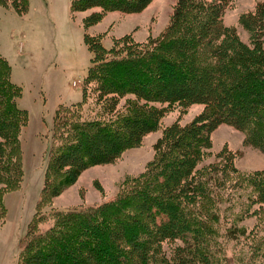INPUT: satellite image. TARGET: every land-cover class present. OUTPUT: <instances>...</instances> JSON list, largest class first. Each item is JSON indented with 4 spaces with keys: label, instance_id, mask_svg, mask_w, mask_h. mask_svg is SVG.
<instances>
[{
    "label": "trees",
    "instance_id": "1",
    "mask_svg": "<svg viewBox=\"0 0 264 264\" xmlns=\"http://www.w3.org/2000/svg\"><path fill=\"white\" fill-rule=\"evenodd\" d=\"M146 1L72 0L70 10L138 9ZM232 1L177 0L167 28L145 41L124 35L105 47L100 36L84 32L91 53L84 79L100 105L86 111L83 90L81 100L55 108L43 183L17 264H253L256 235L246 254L228 255L222 247L245 237L240 219L264 211V169L240 172L228 151L203 163L209 132L219 122L239 127L248 143L264 147V2L240 15L249 29L246 43L221 21ZM0 5L24 12L27 0ZM10 72L0 54V219L3 195L22 181L19 135L28 120L16 104L22 91ZM196 100L204 108L192 121L162 124L175 102L185 109ZM160 127L153 158L114 197L45 209L82 168L114 161Z\"/></svg>",
    "mask_w": 264,
    "mask_h": 264
},
{
    "label": "rangeland",
    "instance_id": "2",
    "mask_svg": "<svg viewBox=\"0 0 264 264\" xmlns=\"http://www.w3.org/2000/svg\"><path fill=\"white\" fill-rule=\"evenodd\" d=\"M71 1L27 0L24 12L16 11L11 5H0V54L11 67V81L21 87L22 93L16 104L28 114L27 123L19 135L22 181L17 189L3 195L6 211L0 219V264H17L19 241L35 212L43 183L55 108L81 100L82 91L88 94L92 87L84 79L91 57L83 39L84 32L100 36L105 47L110 46L113 38L124 35L145 41L159 36L167 28L177 3V0H147L138 9L111 7L103 10L98 5H84L70 10ZM101 1L112 3V0ZM124 2L117 1L119 5ZM257 2L264 0H233L222 12V23L232 27L246 43L249 29L239 18L243 13L253 11ZM88 96L84 109H98L100 104L92 95ZM119 103L122 102H118L117 107ZM223 103H228L227 97ZM203 108L204 103L200 100L185 109L175 102L160 120L163 125L178 118L182 124L189 123ZM161 129L147 132L139 145L126 149L112 162L82 168L70 185L51 198V206L45 209L67 210L114 197L121 190L122 183L142 172L153 158ZM209 133L211 146L203 163L215 160L219 151H228L240 172L264 169V147L248 143L239 127L219 122ZM247 214L238 221L246 230L245 237L237 235L236 240H231L222 249L228 255H238V251L240 255L246 254L251 241L256 239L258 256L253 264H261L259 253H264V211ZM252 235L256 237L253 239Z\"/></svg>",
    "mask_w": 264,
    "mask_h": 264
}]
</instances>
